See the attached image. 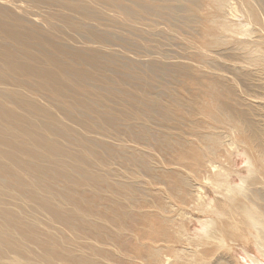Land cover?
<instances>
[{
	"label": "rangeland",
	"instance_id": "rangeland-1",
	"mask_svg": "<svg viewBox=\"0 0 264 264\" xmlns=\"http://www.w3.org/2000/svg\"><path fill=\"white\" fill-rule=\"evenodd\" d=\"M15 1L36 8L20 13L9 0H0V10L6 12L0 22L16 27L20 21L19 31L32 33L26 42L37 60L39 52L54 51L43 49L41 38L93 57L92 65L76 63L69 55L65 58L88 72L82 84L96 96L89 95L92 107L77 106L74 117H68L51 94L22 88L10 76L0 81V91L21 93V98L48 110L58 124L93 142L95 151L106 157L108 163L96 165L97 170L133 186L144 199L164 204L169 239L158 244H168L171 249L166 252L178 253L177 259L191 258L211 225H205L208 216L192 209L198 205L191 201L192 194L181 202L178 178L189 184L190 193H195L197 183L206 182L176 164L179 139L197 142L203 137L200 134L216 137L215 172L219 171L217 180L223 181L217 183L241 182L264 192V175L256 177L250 170H264V0ZM43 14L54 17L52 33L46 31ZM38 64L43 66L42 61ZM212 91L219 93L225 107L223 122L213 123L199 112L208 110L202 101H208ZM82 115L88 122L85 127L79 122ZM38 116L33 119L40 123ZM250 126L260 131L261 153L253 152L262 154V162L255 163L242 144L252 132ZM58 139L66 151L80 154L78 145ZM157 139L174 146L158 149ZM250 142L256 145L258 140ZM83 155L93 159L89 152ZM237 224L215 246L211 264H255L256 260L264 264L259 233L252 226Z\"/></svg>",
	"mask_w": 264,
	"mask_h": 264
},
{
	"label": "bare ground",
	"instance_id": "bare-ground-1",
	"mask_svg": "<svg viewBox=\"0 0 264 264\" xmlns=\"http://www.w3.org/2000/svg\"><path fill=\"white\" fill-rule=\"evenodd\" d=\"M9 2L20 13L36 8L35 4ZM5 13L0 10V17L4 18ZM41 20L46 31L52 33L54 17L43 14ZM20 24L18 21L16 27H7L0 22V81L10 76L22 88L51 94L68 117H74L77 106L92 107L89 95L93 97L96 93L82 84L88 72L75 68L65 57L69 55L76 63L91 65L94 58L41 38L42 48L53 47L54 51L39 52L37 60L26 42L32 33L19 31ZM20 94L0 91V264H211L215 246L229 231L236 230L237 223L252 226L259 233L264 250V192L258 186L256 190L241 182L217 183L221 180H217L218 164H214L219 158L216 137L200 134L203 137L196 136L197 142L179 139L175 145L176 164L206 182L197 183L195 193H190L189 184L178 178L175 184L183 192L181 202L192 194L191 201L198 203L193 202L192 209L198 215L208 216L205 225L211 224L206 238L196 244L200 249L191 258L177 259L178 253L166 252L171 248L164 245L169 239L164 204L144 199L133 186L113 178L112 181L108 174L97 170L98 165L102 167L108 162L96 152L93 142L79 138L78 133L75 135L58 124L48 110L21 98ZM219 96L218 92H210L208 101H202L208 110L199 111L213 123L226 118ZM37 116L40 123L33 119ZM79 120L84 127L88 123L83 115ZM250 130V136L243 138L242 144L255 163L262 162V154L253 152L262 146L260 131L254 127ZM60 137L78 145L80 154L66 151L59 143ZM255 139L256 145L250 142ZM155 145L158 149L174 146L158 139ZM85 152L91 153L93 159L86 158ZM250 170L263 178V169ZM242 181L246 182L244 178ZM159 241L165 243L159 245ZM255 264L263 263L256 260Z\"/></svg>",
	"mask_w": 264,
	"mask_h": 264
}]
</instances>
